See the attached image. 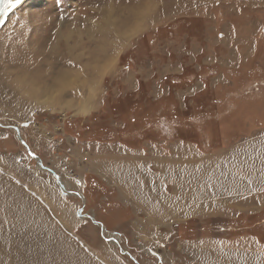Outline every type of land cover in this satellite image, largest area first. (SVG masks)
<instances>
[{
	"label": "rangeland",
	"instance_id": "rangeland-1",
	"mask_svg": "<svg viewBox=\"0 0 264 264\" xmlns=\"http://www.w3.org/2000/svg\"><path fill=\"white\" fill-rule=\"evenodd\" d=\"M178 116L190 131L171 123ZM138 117L136 154L153 175L135 173L128 155L104 167L97 159L117 149L104 143L133 146ZM161 120L177 128L174 140ZM211 135L220 140L212 149ZM231 153L245 167L230 173L254 174L264 203V0H24L0 27V264H215L256 247L264 206L230 222L254 225L228 229L252 238L231 239L217 236L229 220L191 221L181 234L140 210L167 212L158 194L189 197L191 180L204 182L200 195L223 191L218 162ZM187 162L200 165L192 177ZM105 174L140 212L110 213L118 199Z\"/></svg>",
	"mask_w": 264,
	"mask_h": 264
},
{
	"label": "crops",
	"instance_id": "crops-1",
	"mask_svg": "<svg viewBox=\"0 0 264 264\" xmlns=\"http://www.w3.org/2000/svg\"><path fill=\"white\" fill-rule=\"evenodd\" d=\"M101 104H103V101L101 102ZM230 125H232V124H230ZM183 126H184V124H183ZM229 131H230V129H229ZM134 132L135 131L131 132V135ZM226 134L227 133H225L224 135H226ZM134 135L136 136V137L132 136L134 144L130 148L127 147L128 143H125V145H124L120 141L119 142H105L104 145L111 146V147L116 146L117 149L116 150L111 149L112 152L111 153L107 152L108 155H107V153H103L104 154L103 158H107L109 160H106L103 158H98L97 160L100 161V163H102L103 166L105 167V166L111 165V163L117 161V160H114L115 158H113V157L119 156V155H128L127 161L129 162V166H131L132 170L135 173H139V174L152 173V171L150 169H148V168L144 169V166H142L141 161H140L141 156L136 154V152L141 150L142 146H143V145H140V143L138 142V139H139L141 134L140 133H134ZM241 137H242V135L240 136V138ZM172 140H174V139H172ZM81 141H84V140H81ZM140 141L142 144H144L142 140H140ZM183 143H186V142H183ZM119 146L121 147V150H120ZM227 146L228 145H226L225 147L219 146L215 151L218 152L220 150L231 147V146L230 147H227ZM237 146H238V144H237ZM237 146H235L234 149ZM122 148L124 149V151ZM199 149H200V147H199ZM126 151H131L132 153H135V154H129L128 152L126 154ZM229 151L234 152L233 149H231ZM229 151H227V152H229ZM249 153L250 152H247L248 157H250ZM232 155L234 156L233 153H231L229 155L225 154V156L223 158H226V159L225 160L219 159L221 161L218 162L219 165L221 166V168L223 169V170L221 169V171L224 172L225 176L227 177V180L225 182H222L224 184V190L223 191L219 192L220 190H218V191L215 190L214 192H209V193H205L203 195H200L199 190L204 186L203 184H201L203 181L191 180L190 184L194 185L196 189L193 191H190L189 197L186 196L185 193L181 192V188L179 190V196H177L173 192H171L172 196L170 195L171 193L167 194V195L162 194V193L158 194V198H159V200H161V202H162L161 204H163L165 206L167 212H161L160 207L153 208L155 204H152V206L150 208H143L140 210L142 212H147V214L149 215V216L148 215L146 216L147 219L153 220V222L154 221L159 222L160 225H162V226H167L169 221L166 222L165 224H163L162 222L165 220H168V219H170V221H172V225H174V224L176 225V223H178L179 226L176 228H178V231L181 234L183 233V231H186V229L189 227L188 223L191 221L195 222V226L200 225L201 227H203V226L207 227L208 225L205 223L208 221L212 222L215 220H222V221L229 220V221H227L226 225H220L217 227V230L223 229V231H218L217 236L219 234H221L222 236L225 237V239H231V238L241 237V236L242 237L249 236L252 238V235L249 232H248V234H244V235H233V234L228 233L229 228L232 229V231H234V233H241V232H246V231L252 230L253 229L252 227H254V225H250V224L246 223V224H240L238 226H234V223H230V222L242 219V216L240 215V213H242V212H244V213L256 212L257 213L264 206V203L257 204V202H258L256 200L257 197L254 200L255 194H261V192H260L261 189H258L259 187H256V186H258V185H256V184H258V181L257 180L255 181L254 174H252V177L248 173L247 175H240L237 178L234 174L232 175L230 173V169L233 170L234 167H237V169L239 168V166L245 167V166H242L240 161H238V160H236L237 164H235L234 160L231 159V158H233V157H231ZM237 158H240L239 154H238ZM122 160H124V159H122ZM110 161H112V162H110ZM124 161L126 162V160H124ZM188 164H190V163L189 162L184 163L183 167L186 168L187 170H192V173L190 174L192 177V175L198 171V170L194 169L195 166H200V165H198V163H196L195 166L193 164L192 165H188ZM93 167H96V166L93 165ZM249 167H250V165H249ZM99 170H100V172L104 173L103 168H99ZM152 175H153V173H152ZM105 177L108 179H111V185H113V187H114L113 189H116V191H117V192L114 191L115 194H113V197H115L119 200V201L116 200L118 203H116L115 205H117V206H114L112 209H110V213L114 214V212L117 211L118 214L121 213L123 215V212L126 211L128 213L130 211V208L133 210L134 214H136L137 212H140L139 209L131 206L132 204L130 203V193L126 190V188L124 186H122L125 184H123L120 181H119L120 183L115 181L111 176H109L107 174H105ZM152 189H153L154 193L157 192L156 186H155V188H152ZM255 190H256V192H255ZM213 193L215 195H220L221 198L213 200V196H212ZM262 194L264 195V186L262 187ZM169 197H171V198H169ZM203 200H205V201L202 202ZM192 201H194L195 203L192 204L191 207H187V205H189V203H192ZM178 203H180L179 206L177 205ZM197 204H201L200 206L202 207L201 210H199V211L197 210V207H195ZM258 205H259V207H258ZM118 206H119V208H117ZM219 206H221V207H219ZM235 209H238L236 211L238 215L236 217L234 216L235 218L233 216H227L228 214L232 213ZM191 212L194 214L193 216H190ZM247 216L245 215V218L248 219L249 217H247ZM179 222H182V223H179ZM175 225L173 226V228L175 227ZM237 231H239V232H237ZM260 231L262 233V236H264V228H261ZM230 235H232V236H230ZM253 239L257 242V244H260V245H257L256 247H252L251 249H248L249 247H244V246L241 249H239L240 247H238L234 251L231 250L230 253H227L228 254L227 257H225L221 254H220V257H219V255H217L216 258H214L215 264H264V241H262L258 236L256 238H253ZM214 254H217V252ZM224 258H226V259H224ZM212 260H213V254H212V257H209V260H207V261L210 263V261H212Z\"/></svg>",
	"mask_w": 264,
	"mask_h": 264
},
{
	"label": "trees",
	"instance_id": "trees-1",
	"mask_svg": "<svg viewBox=\"0 0 264 264\" xmlns=\"http://www.w3.org/2000/svg\"><path fill=\"white\" fill-rule=\"evenodd\" d=\"M225 112H228V111H224V113ZM218 115V112L214 115V117H216ZM214 117H212L211 115H207V116H205V118H203V119H201V122H200V128H201V130H205V126L206 125H208L209 123H210V121L214 118ZM171 120V123H174V124H176V123H178L181 127L183 126V124H184V126L182 127V128H186V129H188L189 131H190V124H191V120H188L186 117H176V118H171L170 119ZM218 123V122H217ZM216 123V124H217ZM142 122L140 121V119H139V117L137 118V120H134V122L132 123L131 122V125H130V127L132 128V129H134L136 126H139L140 127V129H139V133L140 134H142ZM149 124V122L147 123V125ZM167 124H169V126H167ZM159 125H160V127H161V131H162V133H163V135H164V138H173L174 139V137H176L177 136V128L176 127H173V126H170V123L169 122H163V120H161V121H159ZM219 125V124H218ZM229 125H230V123H229ZM180 126H178L179 128H180ZM130 130V132H133V130ZM181 129V128H180ZM179 129V130H180ZM186 129H184L185 131H186ZM215 131L217 132V130H216V127H215ZM146 132V130L144 129V133ZM158 132V131H157ZM135 133V132H134ZM202 138H203V132H202V135H201V137H200V140H202ZM222 138V137H221ZM216 142H220V140H217V139H215L212 135L210 136V139H209V142H208V144H211V148L210 149H212V147L214 146V144L216 143ZM201 149H205V147H206V143H205V146H204V143H202L201 145H198ZM190 224H191V222H189L188 223V226H190ZM240 225V224H239ZM205 226H203V228H204Z\"/></svg>",
	"mask_w": 264,
	"mask_h": 264
},
{
	"label": "snow or ice",
	"instance_id": "snow-or-ice-1",
	"mask_svg": "<svg viewBox=\"0 0 264 264\" xmlns=\"http://www.w3.org/2000/svg\"><path fill=\"white\" fill-rule=\"evenodd\" d=\"M21 3V0H0V24L4 22L8 14Z\"/></svg>",
	"mask_w": 264,
	"mask_h": 264
},
{
	"label": "water",
	"instance_id": "water-1",
	"mask_svg": "<svg viewBox=\"0 0 264 264\" xmlns=\"http://www.w3.org/2000/svg\"><path fill=\"white\" fill-rule=\"evenodd\" d=\"M23 1H24V0H21V3H22ZM21 3H20V4H21ZM20 4H19V5H20ZM19 5H17V7H18ZM17 7H16V8H17ZM13 10H14V9H13ZM13 10H12V11H13ZM12 11H11V12H12ZM11 12H10V13H11ZM10 13H9V14H10ZM9 14H8V15H9ZM7 17H8V16H7ZM6 20H7V18L4 19V22H3L2 24H0V27L6 22ZM17 134H18V136L20 137V135H19V130H18V129H17ZM21 142H22V141H21ZM22 143H23V142H22ZM41 167H42V168H45V167H43L42 164H41ZM48 170L53 174V176H55V179L59 182V185H60V184H61V183H60V182H61V179L59 178V176H58L56 173H54L53 170H51V169H48ZM100 225H101V224H100Z\"/></svg>",
	"mask_w": 264,
	"mask_h": 264
},
{
	"label": "built area",
	"instance_id": "built-area-1",
	"mask_svg": "<svg viewBox=\"0 0 264 264\" xmlns=\"http://www.w3.org/2000/svg\"><path fill=\"white\" fill-rule=\"evenodd\" d=\"M60 114H61V112H59ZM63 116V115H62ZM54 118V117H53ZM46 121H47V117H46ZM53 121H56V119H54ZM29 123V122H28ZM28 123H26V124H28ZM48 124H51V123H48ZM28 125H30V124H28ZM32 125V124H31ZM30 125V126H31ZM52 126H53V124H52ZM32 127V126H31ZM53 129L55 130V128L53 127ZM55 131H57V130H55ZM39 133H41V131H39V132H37V134H39ZM43 134V133H42ZM44 134H46V133H44ZM47 138V137H46ZM53 149H54V147H53ZM62 166H63V170H61L62 171V173L64 174H66L67 176H70L71 175V173L69 172V171H67V169H66V166H68L67 164H66V162L65 163H62ZM64 174V175H65Z\"/></svg>",
	"mask_w": 264,
	"mask_h": 264
},
{
	"label": "bare ground",
	"instance_id": "bare-ground-1",
	"mask_svg": "<svg viewBox=\"0 0 264 264\" xmlns=\"http://www.w3.org/2000/svg\"><path fill=\"white\" fill-rule=\"evenodd\" d=\"M18 135V134H17Z\"/></svg>",
	"mask_w": 264,
	"mask_h": 264
}]
</instances>
